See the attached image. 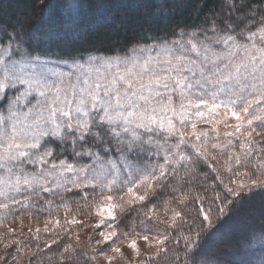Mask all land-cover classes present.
<instances>
[{
	"label": "snow or ice",
	"instance_id": "1",
	"mask_svg": "<svg viewBox=\"0 0 264 264\" xmlns=\"http://www.w3.org/2000/svg\"><path fill=\"white\" fill-rule=\"evenodd\" d=\"M112 7L67 0L63 19L75 29ZM156 10L163 19L167 8ZM53 55L43 36L0 27V225L23 229L25 216L36 223L27 235L12 227L0 234L11 256L0 255V264H33L53 245L48 264H113L121 243L140 257V242L154 252L136 264H190L189 255L197 264L194 249L216 202L223 215L228 196L264 189V0H225L198 31L122 56ZM54 140L70 147L72 161L56 158ZM202 164L223 195L195 190ZM74 192L94 222L73 214L65 194ZM133 205L139 223L123 231L119 214ZM33 208L47 212L42 229ZM85 227L93 233L82 243Z\"/></svg>",
	"mask_w": 264,
	"mask_h": 264
},
{
	"label": "trees",
	"instance_id": "2",
	"mask_svg": "<svg viewBox=\"0 0 264 264\" xmlns=\"http://www.w3.org/2000/svg\"><path fill=\"white\" fill-rule=\"evenodd\" d=\"M61 2L63 3L64 0H0V27L16 26L25 33L43 36L48 40L50 50L54 53L52 58L57 56L62 59L79 58L94 53L112 55L125 53L134 47L156 43L163 39L171 41L178 38L182 32L198 31L205 18L213 12H218L225 0H99V2L110 3L113 6L109 15L99 18L89 17L75 29L68 24L64 27L56 23L45 25L46 21H41L43 14L51 11L56 16L53 7L57 8ZM84 2L94 6L98 0H84ZM238 2H244V0H238ZM259 2L260 0H247L250 5ZM156 5H163L167 8L163 19H160ZM241 11H246V9ZM56 146L58 150L55 152L59 156L73 160L69 146L66 145L63 149L60 144ZM205 173L208 174L206 181ZM192 183L196 191L205 193L206 198L212 197L214 192H221L223 195L221 187L215 180V174L206 165L202 164L197 169ZM202 183L207 186L206 192L201 186ZM65 195L71 203L79 201V196L75 192ZM45 198L51 197L45 195ZM58 199L57 197L56 200ZM227 199L233 200V204L228 206L223 215L218 214L221 201L216 202L213 208L216 218L211 228L206 227V223L203 225L205 231L201 234L196 253L200 256L201 249L207 240L218 235L226 246L240 254L247 255L248 259L249 257L254 258V261L257 258L264 259V246L251 247L255 239L264 238V189L242 194L236 198L228 196ZM32 210L38 211V208ZM248 213L251 214L250 218L242 223L243 227L233 228L229 222L233 215L235 214L234 217L237 218V216ZM122 215L124 216L120 219L119 226L123 229L127 228L129 225L127 222L131 217L137 216L134 209H127ZM191 215H196L195 210ZM225 225L227 226L224 231L221 227ZM173 235H176V232H173ZM235 264L238 263L235 262Z\"/></svg>",
	"mask_w": 264,
	"mask_h": 264
},
{
	"label": "rangeland",
	"instance_id": "3",
	"mask_svg": "<svg viewBox=\"0 0 264 264\" xmlns=\"http://www.w3.org/2000/svg\"><path fill=\"white\" fill-rule=\"evenodd\" d=\"M66 3H67V0H64V2L63 3L61 2V5L60 6L58 5L57 8L53 7L54 10H55L54 12H55L56 16L53 15L51 13V11L48 14L44 13L43 16H42L41 21H46L45 25H47V26H49L50 24L56 23V25H58L60 27H64L66 23L64 22V19H63L62 15H63V10H64V7H65ZM179 38H180V36L178 38H176V39H179ZM176 39H174V40H176ZM171 41H173V40H171ZM171 41H168V42H171ZM153 43L154 42H152L150 44H153ZM140 46H137V47H140ZM137 47H134V48H137ZM134 48H132V49H134ZM132 49H130L129 51H127L125 53H115V54L106 55V56H115V55H121L122 56V55H125L127 53H130V51ZM92 55H105V54L94 53ZM87 56H84V58L86 59ZM53 59H55V58H53ZM69 62H71L70 59H69ZM0 110H2V109H0ZM201 127H208V125H201ZM58 144H59V141L54 140L50 146L53 147L54 155L56 156L57 159L64 158L61 155L59 156L55 152V151L58 150L57 146H56ZM69 161H72V160H69ZM88 162H90V160L88 158H84L81 161V163H88ZM212 163L215 164V161H213ZM206 167L209 168L207 165H206ZM210 170H211V168H210ZM220 171L223 172V169H221ZM220 190L223 191L222 188H220ZM261 190H263V189L255 188V189H252L250 191L249 190H242V194L254 193V192H257V191H261ZM45 195H47V194H44V196ZM40 203H42V201ZM76 205H77V202L76 203H71L73 214H76L78 219H80L81 221H83L85 223H91V222H94L97 219L95 217V215H94V211L90 215H85L84 212L87 211V210L84 209L83 207L78 209ZM138 208H139V205H133L130 208H128V209L136 210V215L137 216H133V217H131L128 220L127 223L129 225L127 226L126 229H123L120 226H119V228H121L123 231H130V227H131V224L133 222H135L137 224L139 223L140 217H139L138 212H137ZM205 208H207V206ZM31 211L34 213L35 216L39 217V226L42 229L43 226H44V220L47 217V212H40L39 213V211H35V210L34 211L31 210ZM59 214L61 215V217L63 216V214H64V209L63 208L60 209ZM218 214H219V212H218ZM119 215L121 216V218L124 216V215H122V213L119 214ZM250 215L251 214L248 213L247 215L243 214V215L237 216V218H235L234 217L235 214H234L233 218L231 220H229V222H231L233 228L239 229L240 227H243V226H241V225H243L242 223H244V222L249 220L248 218H250ZM165 218H167V217H165ZM215 218L216 217H215V214L213 212L212 223L214 222ZM201 219H202V217H201ZM24 220H25V223H24L23 229H21L19 221H16L14 223L11 220L5 221L4 225H0V234L7 233L8 227H12V228H15L17 230V232L22 230L27 235L28 234V227L31 226V227L35 228L36 227V223L35 222H30L28 220L27 216H25ZM205 226L208 227V225H205ZM226 226L227 225H225L224 227H221V228L225 231L226 230ZM96 231H99V230H96ZM92 233H93V228H91V227L83 228V230L80 232L81 242L83 243L84 240L87 239L88 235H90ZM225 240H227V238ZM222 241H223L222 238H219L218 235H217V237L216 236L215 237H210L207 240V243H205V245L201 249L202 254H200V256H198L197 264H201V262L205 261V260L207 261V264H235V262H237L238 264H254V263L255 264H261V263H264V259L263 258H261V259L257 258L255 261H254V258L250 259V257H249V259H248L247 255L240 254L239 252L233 250V248H229L228 246H226L224 244L225 242H222ZM40 243H41V246H43V240H41ZM35 244H36L35 241H33L31 243V246H32L33 250H35ZM256 245L258 247H262V246H264V241H262L261 239H255L254 243H252L251 247L256 246ZM119 246L122 249L123 257H117V259L113 262V264H136V260L137 259H139V260H143L144 259L145 253L154 252V249L148 248L147 245H145L143 242H140L139 246H140V249H141V255L138 258H134V254L132 253V251L130 249L127 248V246L125 244L121 243ZM52 247H53V251H49L48 249H44L43 252L38 257L32 258L33 259V264H48L47 257L53 256V253L55 251H57L55 245H53ZM183 248H184V243L181 240L180 243H179V249L182 250ZM198 248L199 247L194 249L195 253L198 250ZM14 250H15L14 247L13 248H9L7 250V252L8 253H14ZM59 250H62V248H60ZM0 255H4L5 259H10L11 258L10 255H7L5 253V250L3 249L2 245H0ZM181 255L183 257V252L181 253ZM192 258H193L192 255H189L188 259H189L190 264H191ZM21 264H24V262L22 261ZM97 264H105V262L102 260V258H98Z\"/></svg>",
	"mask_w": 264,
	"mask_h": 264
}]
</instances>
